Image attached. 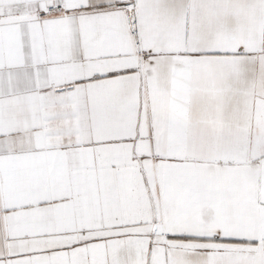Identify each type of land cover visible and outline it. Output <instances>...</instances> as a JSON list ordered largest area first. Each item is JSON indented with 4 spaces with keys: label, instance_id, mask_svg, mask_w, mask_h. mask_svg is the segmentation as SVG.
<instances>
[{
    "label": "snow or ice",
    "instance_id": "1",
    "mask_svg": "<svg viewBox=\"0 0 264 264\" xmlns=\"http://www.w3.org/2000/svg\"><path fill=\"white\" fill-rule=\"evenodd\" d=\"M0 264H264V0H0Z\"/></svg>",
    "mask_w": 264,
    "mask_h": 264
}]
</instances>
